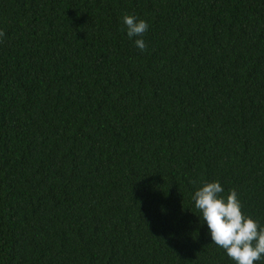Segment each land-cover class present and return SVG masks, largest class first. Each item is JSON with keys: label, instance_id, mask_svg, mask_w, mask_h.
Returning a JSON list of instances; mask_svg holds the SVG:
<instances>
[{"label": "trees", "instance_id": "trees-1", "mask_svg": "<svg viewBox=\"0 0 264 264\" xmlns=\"http://www.w3.org/2000/svg\"><path fill=\"white\" fill-rule=\"evenodd\" d=\"M0 33V264H233L191 195L264 224V0H0Z\"/></svg>", "mask_w": 264, "mask_h": 264}, {"label": "clouds", "instance_id": "clouds-1", "mask_svg": "<svg viewBox=\"0 0 264 264\" xmlns=\"http://www.w3.org/2000/svg\"><path fill=\"white\" fill-rule=\"evenodd\" d=\"M126 36L140 51L146 48L143 35L149 24L133 14L121 17ZM2 35V33H0ZM218 180L203 182L192 195L198 222L206 226L211 244L222 249L233 264H254L264 259V224L242 212L235 190L225 195Z\"/></svg>", "mask_w": 264, "mask_h": 264}]
</instances>
